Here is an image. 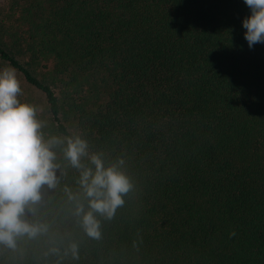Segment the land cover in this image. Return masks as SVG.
<instances>
[{"label":"trees","instance_id":"trees-1","mask_svg":"<svg viewBox=\"0 0 264 264\" xmlns=\"http://www.w3.org/2000/svg\"><path fill=\"white\" fill-rule=\"evenodd\" d=\"M250 15L244 0H0V68L35 92L46 137L83 136L133 184L92 239L57 148L60 183L26 215L49 231L0 245V264H264V43L249 48ZM72 242L78 259L63 256Z\"/></svg>","mask_w":264,"mask_h":264},{"label":"clouds","instance_id":"clouds-1","mask_svg":"<svg viewBox=\"0 0 264 264\" xmlns=\"http://www.w3.org/2000/svg\"><path fill=\"white\" fill-rule=\"evenodd\" d=\"M244 2L251 10V15L242 22L251 49L264 43V0ZM21 93L16 69L0 68V245L16 249L20 238L35 239L48 233V224L29 221L26 215H36L44 186L55 189L60 183L57 148L79 172L77 183L86 199L85 205L78 193L64 187L68 199L75 203L74 215L88 237L100 239L101 221L97 217L111 220L124 205L123 197L133 188L123 171L124 159L118 158L106 166L103 153L90 152L87 139L79 134L46 137L47 122L39 118L36 106L21 102ZM230 236H235V232ZM78 250L79 245L72 242L63 256L70 253L73 259H78ZM49 253L61 255L58 247L50 248Z\"/></svg>","mask_w":264,"mask_h":264},{"label":"rangeland","instance_id":"rangeland-1","mask_svg":"<svg viewBox=\"0 0 264 264\" xmlns=\"http://www.w3.org/2000/svg\"><path fill=\"white\" fill-rule=\"evenodd\" d=\"M1 11H2L1 12V16H2V15L5 14L6 8L5 7H2ZM32 93L35 95V92L34 91H32ZM32 93L29 90L25 91L24 93L22 92L21 95L19 96V99L21 100V102H26L25 100H29L27 98V97H29V95H31V97H33L32 96Z\"/></svg>","mask_w":264,"mask_h":264}]
</instances>
